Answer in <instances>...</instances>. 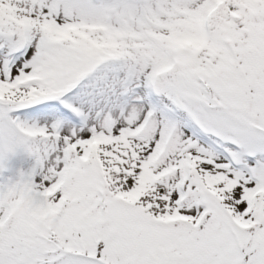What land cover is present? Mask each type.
Instances as JSON below:
<instances>
[{
  "label": "snow or ice",
  "instance_id": "6c2138e0",
  "mask_svg": "<svg viewBox=\"0 0 264 264\" xmlns=\"http://www.w3.org/2000/svg\"><path fill=\"white\" fill-rule=\"evenodd\" d=\"M0 264H264V0H0Z\"/></svg>",
  "mask_w": 264,
  "mask_h": 264
}]
</instances>
